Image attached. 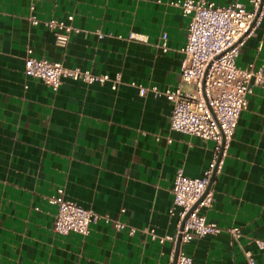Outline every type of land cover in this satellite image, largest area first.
<instances>
[{"label":"crops","instance_id":"crops-1","mask_svg":"<svg viewBox=\"0 0 264 264\" xmlns=\"http://www.w3.org/2000/svg\"><path fill=\"white\" fill-rule=\"evenodd\" d=\"M171 1L0 0V264H171L172 241L144 230L175 235L169 209L176 170L200 176L214 145L171 131V103L130 84L163 90L179 83L188 18ZM68 14L80 31L59 47L43 21ZM29 47L68 68L120 73V82L112 90L110 82L62 77L53 91L24 73ZM251 63L264 72V20L236 58L240 68ZM57 188L101 216L86 236L54 231L56 207L47 196ZM210 189L214 201L201 212L223 231L183 245L193 264H247L242 248L264 264V248L253 241H264V88L248 96ZM232 226L241 229L238 242L226 231Z\"/></svg>","mask_w":264,"mask_h":264},{"label":"built area","instance_id":"built-area-1","mask_svg":"<svg viewBox=\"0 0 264 264\" xmlns=\"http://www.w3.org/2000/svg\"><path fill=\"white\" fill-rule=\"evenodd\" d=\"M170 4L180 8L182 15L188 18L186 42L180 49L183 58L180 62L179 83L163 90L156 85L148 87L134 82L130 84L137 87L141 96L151 91L155 97L164 96L171 103V131L214 143L211 159L200 176L190 177L184 174L182 168L176 170L169 209L171 215L177 216L175 235L159 237L153 229L144 230L160 243L172 241L171 259L180 235L176 264H193L192 256L186 253L183 245L223 231V228L207 220L201 212L203 208H210L214 201L213 191L207 188L211 179L222 170L239 116L246 108L253 87L264 88V72L261 67L253 63L245 68L236 65L241 48L264 20V0H249L250 9L239 0L227 4H217L211 0H172ZM73 18V14H68L65 19L50 18L43 21L47 30L54 35L57 46L65 47L70 35L80 31L72 25ZM29 20L32 25L40 23L35 16H30ZM95 33L99 39L105 36L100 31ZM128 38L147 40L146 36L133 33ZM162 39V50L167 51L166 34L162 35ZM24 73L42 80L53 91L58 90L62 77L87 84L110 82L112 90H116L121 79L120 73L114 77L106 73L95 74L89 69L68 68L59 61L35 57L30 47L24 58ZM47 201L56 207L53 229L59 234L74 232L86 236L90 224L101 218L94 211L65 199L63 188H57L48 195ZM103 218L106 223L110 221L108 216ZM112 221L117 229L125 227L118 220ZM135 230L130 227L129 233L133 234ZM226 231L233 241H239V226L226 228ZM253 241L258 248H264V241L260 238H254ZM242 254L247 264H262L248 249L242 248Z\"/></svg>","mask_w":264,"mask_h":264},{"label":"water","instance_id":"water-1","mask_svg":"<svg viewBox=\"0 0 264 264\" xmlns=\"http://www.w3.org/2000/svg\"><path fill=\"white\" fill-rule=\"evenodd\" d=\"M213 179H214V177L211 179L207 189H210V186H211V183H212ZM179 246H180V235H178L177 240H176L175 250H174L173 259H172L171 264H176V259H177Z\"/></svg>","mask_w":264,"mask_h":264}]
</instances>
